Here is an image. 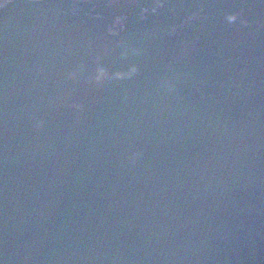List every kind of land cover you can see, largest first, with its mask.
<instances>
[{"label":"water","instance_id":"obj_1","mask_svg":"<svg viewBox=\"0 0 264 264\" xmlns=\"http://www.w3.org/2000/svg\"><path fill=\"white\" fill-rule=\"evenodd\" d=\"M0 264H264V0H0Z\"/></svg>","mask_w":264,"mask_h":264}]
</instances>
